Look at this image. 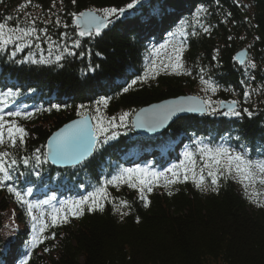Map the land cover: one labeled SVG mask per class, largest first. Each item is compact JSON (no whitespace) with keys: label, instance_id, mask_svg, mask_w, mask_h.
Instances as JSON below:
<instances>
[{"label":"trees","instance_id":"16d2710c","mask_svg":"<svg viewBox=\"0 0 264 264\" xmlns=\"http://www.w3.org/2000/svg\"><path fill=\"white\" fill-rule=\"evenodd\" d=\"M130 2L0 0V20L12 16L16 24L24 9L34 6L43 12L56 11L73 32L69 48L75 54H67L59 62L31 63L23 56L13 58L11 48L0 51V91L11 89L20 94L5 111L40 110L31 119L20 120L29 136L26 146L14 150L18 160L31 155L35 148L44 151L51 134L79 117L80 105L95 114L96 102L107 98V106L100 108L111 117L135 113L153 102L188 92L197 95L203 90L201 68L205 78L220 87L212 94L214 101L239 100L241 111L248 108L255 115L189 114L152 137L136 134L129 121L128 128L115 131L116 138L100 146L83 164L57 168L47 163L35 168L21 162L8 184L22 193L31 188L29 199L39 204L54 196L56 199L44 206L48 211L87 196L124 168L163 170L179 166L184 151L196 152L198 141L209 146L227 143L237 151L243 144L250 158L264 159V0H145L143 6L137 5L124 16L112 17L101 35L78 36L72 13L126 7ZM22 4L25 7L20 10ZM201 25L211 26V34L204 33ZM181 27L189 33L184 61L192 75L161 71L124 92L123 88L142 77L153 61L158 62L156 50L160 51L161 45L183 39L170 35ZM193 31L199 35L192 36ZM76 40H80L78 48L74 46ZM242 48L248 49L255 69L236 62V52ZM246 85L251 92L247 102L243 97ZM53 105H60V110ZM49 108L52 110L47 111ZM257 189L264 193V187L257 185ZM168 191L173 194L168 195ZM108 192L116 204L120 199L130 203V208L122 209L127 216L121 218L113 203L107 201L103 212L85 208L80 218L70 217V223L49 228L44 234L49 238L31 249L28 264H264V208L251 203L234 180L222 181L218 193L201 192L191 181L168 189L154 187L146 193L148 207L137 190L127 185L109 186ZM260 200L264 202V195ZM34 214L39 215L36 210ZM32 223L14 194L0 188V264H22L34 234ZM52 232L56 233L54 240Z\"/></svg>","mask_w":264,"mask_h":264},{"label":"snow or ice","instance_id":"6c2138e0","mask_svg":"<svg viewBox=\"0 0 264 264\" xmlns=\"http://www.w3.org/2000/svg\"><path fill=\"white\" fill-rule=\"evenodd\" d=\"M75 2L76 0H72V3ZM144 2L145 0H131L126 7L89 9L78 14L72 13L75 25L79 29L78 36L94 38L101 35L102 31L111 23V17L124 16L128 10L136 9L137 5L143 6ZM28 3H31V0H28ZM24 7L25 5L22 4L20 10H23ZM201 11H204V9H201ZM13 19L12 16H7L0 20V51H6L9 45H14V50L11 52V56L14 58L18 52H23L25 48L31 47L33 39L39 40L40 36L37 34L35 19L23 21L22 23L29 25L27 27L13 24ZM197 24H200L199 20H197ZM64 27H67V25L65 24ZM201 27L204 33L211 34V26L201 25ZM42 31L45 35L47 34V29ZM177 34L183 39L177 44H173L170 49L168 44L161 45V48L166 50L164 59L160 60L159 63L153 61L149 70L142 77L133 79L127 87L123 88L124 92H127L130 87L138 82L144 83L150 78H155L161 71L169 75H192V72L185 67L184 61V53L187 48L186 40L189 33L181 27L177 32L170 35L175 37ZM64 35L67 34L65 33ZM191 35L196 36L199 33L193 31ZM49 39L51 38L49 37ZM74 46L80 47V40H76ZM65 51L68 50L65 49ZM156 51L159 53V49ZM216 52L218 56L219 49ZM68 54L74 55L75 53L68 51ZM49 55H51V51ZM245 55L243 52L239 53L235 59L240 65L255 69L256 64L245 59ZM217 56H214L213 59H217ZM27 59L31 63L37 64L53 62L45 59L36 60L31 54ZM62 59L63 54L57 55L55 62H59ZM20 62L24 63L25 61L22 60ZM200 73L199 82L203 85V91L206 94L204 97L182 96L166 101L163 104L153 105L151 108L141 109L135 116L133 126L147 129L149 132H155L158 128L165 126L172 117L184 112L221 114L231 117H241L242 114H246L250 118L255 115L248 108H243L241 111L239 100L214 101L207 94L217 93L220 87L215 81L205 78L206 73L203 68L200 69ZM250 79H255V77L251 76ZM240 83L244 84L245 81L241 80ZM248 88H250V85H246V90L243 93L245 102L248 101L251 95V92L247 90ZM226 90L233 91V89ZM19 95L18 92H14L11 89L0 91V148L4 149L0 151V188L6 187L9 193L14 194L16 202L25 208L27 215L33 222L32 229L34 234L30 241V250L22 260V264H28L31 249L36 248L49 238L44 235L49 228H56L70 223V217L80 218L84 214L85 208L92 212H103L105 209L104 202L107 201L113 203L114 210L121 215V218L127 216L128 212L122 211V209L130 208V203L125 199H120L119 203L116 204L115 198L111 197L108 192L109 186L119 188L122 185H127L129 188L137 190L139 199L144 202L145 207H148L150 201L146 193H151L154 187L162 186L168 189L172 185L191 181L194 187L201 192L211 191L218 193L221 182L231 179L242 186L251 203L264 208V202L260 200V196L264 195V193L257 189V185L264 187V159L250 158L247 155V148L243 144L240 145L241 150L237 151L236 148L229 146L227 143L209 146L202 141H198L199 147L196 152L192 150L184 151V160L181 161L179 166L173 165L164 172L139 166L124 168L119 174L106 179L102 186L87 196H83L77 201H67L58 208L53 206L48 211L44 206L51 204V201L56 199L54 196L49 200L43 201V204H39L29 199L32 196L31 188L26 189L22 193L13 184H8V181L13 180V174L18 170L19 164L22 162L25 167L32 165L35 168H40L49 162L56 165H71L73 167L83 164L93 156L100 146L116 138L117 133L114 129L128 128L131 113L124 112L119 117H106L101 112L100 105L106 107L109 102L107 98L96 102L95 114H90L89 111L85 110L84 105H80L81 111L78 113L80 118L55 132L46 145L43 146L44 151L39 147L35 148L31 155H26L18 160L14 150L18 146H26L29 136V132L20 123V120L31 119L36 115V112L40 111L39 109L36 111L20 110L19 108L5 111V109L9 108L10 102ZM60 107V105L52 106L57 111L60 110ZM52 108L47 111H51ZM197 152L199 153V160H197ZM36 175L39 176L40 173L37 171ZM172 194V191H168V195ZM36 209L40 210L39 215L34 214ZM46 215L50 216V223L45 219ZM50 237L54 240L56 233L52 232ZM48 250L45 248V251Z\"/></svg>","mask_w":264,"mask_h":264},{"label":"rangeland","instance_id":"374dc122","mask_svg":"<svg viewBox=\"0 0 264 264\" xmlns=\"http://www.w3.org/2000/svg\"><path fill=\"white\" fill-rule=\"evenodd\" d=\"M33 19H35L36 21L35 26L37 28V34L40 36V39L39 40L33 39L31 47L25 48L23 52H18L17 55H19L20 57L23 56V58L26 61L28 60L27 58L31 54V56L36 60L45 59V60H51L53 62H55V57L57 55L63 54V57L67 55L68 51H70L69 47L71 46L73 42V37L71 36L72 30L70 29V27H68V23L66 22L64 17L61 15H58L56 11L55 13L48 12V11L43 12L40 8H35L34 6H32V8L29 9L27 6L26 9H24V12L21 16V20L17 21L16 24H20V26L27 27L29 25L26 23H22V22L25 20L31 21ZM57 21H59V23H57ZM65 24L67 25V27H64ZM72 24L76 26L75 20L73 21ZM43 29H47L46 35L42 31ZM65 33L67 35H64ZM49 37L51 39H49ZM177 43H178V39L171 40V43H168V48L170 49L173 44H177ZM14 47H15L14 45L8 46V48H11L10 51H13ZM65 49H67L68 51H65ZM50 51H51V55H49ZM165 55H166V50L164 48H161L159 53L156 54L155 60L158 61L157 63H159L160 60L164 59ZM198 92L196 96L204 97L206 95L203 90H201L200 93ZM187 95H192V94L188 92ZM207 95H210L211 98L213 99L212 93H208ZM101 112H103V110H101ZM135 113H131V116L129 118V121H131V127H132V120L134 118ZM120 115L121 114L117 115V117H119ZM118 129L119 128L114 129V131H117ZM2 150L4 149L0 148V151ZM166 169L168 168H165V170ZM165 170H154V171L164 172ZM39 211H40L39 209H36V212L38 214H39ZM45 219L48 222H51L50 216L46 215ZM48 255H50V253H48Z\"/></svg>","mask_w":264,"mask_h":264},{"label":"water","instance_id":"95a60500","mask_svg":"<svg viewBox=\"0 0 264 264\" xmlns=\"http://www.w3.org/2000/svg\"><path fill=\"white\" fill-rule=\"evenodd\" d=\"M110 19H111V22H112L113 19H112V18H110ZM78 32H79V29H78ZM242 52L246 54V55H245V59L249 60V58H250V53H249V51H248L247 48H242L241 50H239L238 52H236L235 57H236L239 53H242ZM235 60H236V59H235ZM236 62H238V61L236 60ZM185 96H194V95H187V94H186ZM179 97H182V96H178V97H174V98H169V99H164V100H162V101H160V102H153V103H151V105H147V106H143V107H141V108L135 113L134 118H133V120H132V127H133L134 132H135L136 134L140 135V136L152 137L153 135H158V134L164 132V130L167 129L171 124H173V123L175 122L176 119H178V118H180V117H182V116H186V115H189V114H195V115H197V114H201V113H196V112H184V113H178L176 116L172 117V118L166 123L165 126L158 128L155 132H149L147 129H144V128H137V127H134V126H133V124H134V120H135V116H136V114H137L141 109L151 108L153 105L163 104V103H165L166 101L174 100V99H177V98H179ZM205 114H207V113H204V114H201V115H205ZM79 118H80V117L75 118V119L71 120V122L74 121V120H77V119H79ZM71 122H69V123H67V124H70ZM67 124H65V125H67ZM65 125H63L62 127H60V129L63 128ZM60 129L56 130V132L59 131ZM54 133H55V132H54ZM54 133H53V134H54ZM53 134H51V135L49 136V139L51 138V136H52ZM49 139H48V140H49ZM48 140H47V141H48ZM47 141H46V143H47ZM49 163H51V162H49ZM51 164H52V163H51ZM52 165H54V166H56V167H60V168H62V167H72L71 165H56V164H52Z\"/></svg>","mask_w":264,"mask_h":264}]
</instances>
